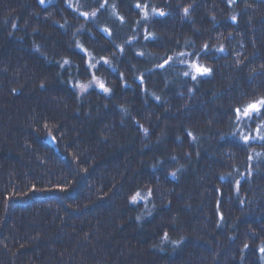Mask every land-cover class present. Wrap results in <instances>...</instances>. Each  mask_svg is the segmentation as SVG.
<instances>
[{
    "label": "trees",
    "instance_id": "obj_1",
    "mask_svg": "<svg viewBox=\"0 0 264 264\" xmlns=\"http://www.w3.org/2000/svg\"><path fill=\"white\" fill-rule=\"evenodd\" d=\"M262 100L264 0H0V264H264Z\"/></svg>",
    "mask_w": 264,
    "mask_h": 264
},
{
    "label": "bare ground",
    "instance_id": "obj_2",
    "mask_svg": "<svg viewBox=\"0 0 264 264\" xmlns=\"http://www.w3.org/2000/svg\"><path fill=\"white\" fill-rule=\"evenodd\" d=\"M90 70H91V68H89ZM92 71H93V69H92ZM91 71V72H92ZM94 76L96 77V80L100 83L101 82V79L98 77V75H97V73L96 72H94ZM127 83V85L128 86H131V81H126ZM144 86H143V84H139V88L136 90V93H137V95H141V94H143V92H144V88H143ZM81 133L82 134H84L85 133V131L84 130H82L81 131ZM49 137H47V142H48V145H49V147H50V150L52 151L53 149H51L52 147H55L56 145H57V138L53 135V133L52 132H50L49 134ZM54 155V154H53Z\"/></svg>",
    "mask_w": 264,
    "mask_h": 264
},
{
    "label": "snow or ice",
    "instance_id": "obj_3",
    "mask_svg": "<svg viewBox=\"0 0 264 264\" xmlns=\"http://www.w3.org/2000/svg\"><path fill=\"white\" fill-rule=\"evenodd\" d=\"M66 63H67V61H66ZM197 71L200 72V73H207V72H209L210 70H209V69H206V68H199V67H197ZM186 75H187V73H186ZM193 79H195V77H193ZM99 87L102 88L105 92L108 91L107 88H104L103 83H100V84H99ZM259 104L262 105V106H264V100L260 101ZM249 107H250L251 109L255 110V111H259V108L257 107V105H251V106H249ZM238 111H239V110H238ZM245 114L247 115L248 112H246ZM261 251H264V249H261Z\"/></svg>",
    "mask_w": 264,
    "mask_h": 264
},
{
    "label": "rangeland",
    "instance_id": "obj_4",
    "mask_svg": "<svg viewBox=\"0 0 264 264\" xmlns=\"http://www.w3.org/2000/svg\"><path fill=\"white\" fill-rule=\"evenodd\" d=\"M174 110V109H173ZM175 111V110H174ZM165 113V112H164ZM167 114V113H166Z\"/></svg>",
    "mask_w": 264,
    "mask_h": 264
}]
</instances>
